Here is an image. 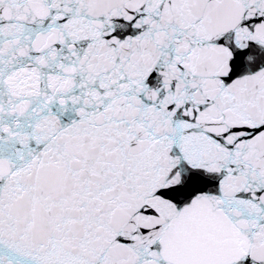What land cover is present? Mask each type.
Instances as JSON below:
<instances>
[{"label":"snow or ice","instance_id":"1","mask_svg":"<svg viewBox=\"0 0 264 264\" xmlns=\"http://www.w3.org/2000/svg\"><path fill=\"white\" fill-rule=\"evenodd\" d=\"M0 264H264V0H0Z\"/></svg>","mask_w":264,"mask_h":264}]
</instances>
